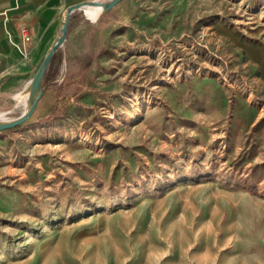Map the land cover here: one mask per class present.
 I'll use <instances>...</instances> for the list:
<instances>
[{
    "label": "rangeland",
    "instance_id": "1",
    "mask_svg": "<svg viewBox=\"0 0 264 264\" xmlns=\"http://www.w3.org/2000/svg\"><path fill=\"white\" fill-rule=\"evenodd\" d=\"M198 1L3 143L0 264H264V0Z\"/></svg>",
    "mask_w": 264,
    "mask_h": 264
},
{
    "label": "crops",
    "instance_id": "2",
    "mask_svg": "<svg viewBox=\"0 0 264 264\" xmlns=\"http://www.w3.org/2000/svg\"><path fill=\"white\" fill-rule=\"evenodd\" d=\"M87 1L111 0H0V109L8 108L15 98L27 101L31 80L60 36L68 8ZM180 3L181 0H120L109 10L102 8L96 17L88 16L84 8L73 10L67 37L53 54L43 79V94L36 110L43 109L49 90L81 87L89 74L98 79L101 71L97 66H105L113 56H124L133 46L146 45L160 37L172 38V11ZM24 27L30 32V41L22 37ZM60 76H64L65 83L58 86ZM22 124L0 131V148L8 142L13 149L18 138L34 134Z\"/></svg>",
    "mask_w": 264,
    "mask_h": 264
},
{
    "label": "water",
    "instance_id": "3",
    "mask_svg": "<svg viewBox=\"0 0 264 264\" xmlns=\"http://www.w3.org/2000/svg\"><path fill=\"white\" fill-rule=\"evenodd\" d=\"M120 0H111L109 2H102V1H87L83 3H79L76 5H73L68 8L67 14L65 17L64 24L61 28V33L58 39L55 41V43L51 46L49 49L47 55L45 56L41 66L37 70L36 74L34 75L33 79L31 80V83L29 85V93H28V109L22 113L20 116L10 119V120H4L0 122V131L5 130V129H10L15 126H18L22 123H24L26 120H28L33 113L35 112L38 102L43 94V79L45 77V74L51 64V60L53 57V54L55 51L60 47L68 33V22L70 18V14L73 10L78 9V8H84L86 6H97V7H102L105 10H109L112 8L114 5H116Z\"/></svg>",
    "mask_w": 264,
    "mask_h": 264
},
{
    "label": "bare ground",
    "instance_id": "4",
    "mask_svg": "<svg viewBox=\"0 0 264 264\" xmlns=\"http://www.w3.org/2000/svg\"><path fill=\"white\" fill-rule=\"evenodd\" d=\"M101 9H102V7H97V6H86V7H84V11L87 13V15L88 16H90V17H96L98 14H99V12L101 11ZM96 13V14H95ZM27 100H28V98H27ZM26 111V110H25ZM24 111V112H25ZM4 117H3V115H1L0 114V122L1 121H4ZM7 119V118H6Z\"/></svg>",
    "mask_w": 264,
    "mask_h": 264
},
{
    "label": "built area",
    "instance_id": "5",
    "mask_svg": "<svg viewBox=\"0 0 264 264\" xmlns=\"http://www.w3.org/2000/svg\"><path fill=\"white\" fill-rule=\"evenodd\" d=\"M22 37H23V39H24L25 41H30V39H31L30 32H29V30H28L26 27H24V28L22 29Z\"/></svg>",
    "mask_w": 264,
    "mask_h": 264
}]
</instances>
